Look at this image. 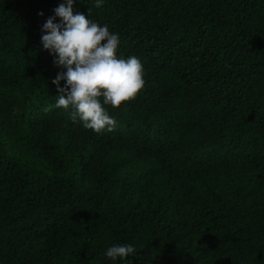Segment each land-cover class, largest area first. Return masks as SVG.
Segmentation results:
<instances>
[{
    "label": "trees",
    "instance_id": "obj_1",
    "mask_svg": "<svg viewBox=\"0 0 264 264\" xmlns=\"http://www.w3.org/2000/svg\"><path fill=\"white\" fill-rule=\"evenodd\" d=\"M62 2L0 0V264H264V0H78L144 69L101 133L55 104Z\"/></svg>",
    "mask_w": 264,
    "mask_h": 264
},
{
    "label": "clouds",
    "instance_id": "obj_2",
    "mask_svg": "<svg viewBox=\"0 0 264 264\" xmlns=\"http://www.w3.org/2000/svg\"><path fill=\"white\" fill-rule=\"evenodd\" d=\"M77 2L63 0L53 9L54 15L40 28V40L60 69L52 79L58 94L56 107L70 110L73 120L78 118L84 128L101 133L117 123L105 106L118 107L134 98L145 84L144 69L137 56L117 55L119 34L90 19V10L87 15L76 11ZM94 3L101 8L104 0ZM136 251L132 244H112L104 254L127 264L126 257Z\"/></svg>",
    "mask_w": 264,
    "mask_h": 264
}]
</instances>
